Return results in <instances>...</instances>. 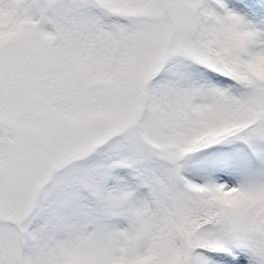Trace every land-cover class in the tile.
I'll return each instance as SVG.
<instances>
[{
	"label": "snow or ice",
	"instance_id": "obj_1",
	"mask_svg": "<svg viewBox=\"0 0 264 264\" xmlns=\"http://www.w3.org/2000/svg\"><path fill=\"white\" fill-rule=\"evenodd\" d=\"M0 264H264V0H0Z\"/></svg>",
	"mask_w": 264,
	"mask_h": 264
}]
</instances>
